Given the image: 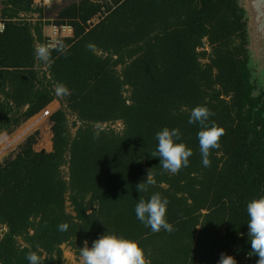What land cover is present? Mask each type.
Here are the masks:
<instances>
[{"label": "trees", "instance_id": "16d2710c", "mask_svg": "<svg viewBox=\"0 0 264 264\" xmlns=\"http://www.w3.org/2000/svg\"><path fill=\"white\" fill-rule=\"evenodd\" d=\"M34 1L0 0V133L60 108L48 119L51 152L34 149L36 131L0 163V264H28L30 251L64 264L63 245L80 259L83 242L107 230L138 239L149 264H217L221 253L256 264L246 205L264 194V104L238 0H62L52 21ZM52 26L71 29L55 48ZM40 46L46 61L34 55ZM198 105L224 130L208 167L200 125L188 123ZM163 127L178 128L193 152L176 174L151 156ZM149 170L153 183L138 193ZM154 192L169 201L171 232L135 217Z\"/></svg>", "mask_w": 264, "mask_h": 264}, {"label": "clouds", "instance_id": "9594fccd", "mask_svg": "<svg viewBox=\"0 0 264 264\" xmlns=\"http://www.w3.org/2000/svg\"><path fill=\"white\" fill-rule=\"evenodd\" d=\"M34 55L41 61L49 58V51L45 46L34 50ZM57 94H67L64 85L56 88ZM210 110L203 105L194 107L189 115L188 123H197L200 130L197 132L201 164L204 167L210 166V151L219 147L220 137L223 128L214 122H209ZM157 141L155 152L152 157L159 158V166L171 174H176L181 168L188 167L193 152L181 140L178 128L163 127L155 134ZM151 170V169H150ZM147 178L135 185L138 193L147 192V185L153 183ZM169 201L159 192L152 193L147 200L140 198L135 204L134 213L138 221L153 233L173 231L172 225L167 220V206ZM247 213V237L250 250L249 257H256V264H264V194L251 199L246 205ZM68 229L66 223L58 225V230L64 232ZM240 235H243L241 233ZM80 264H149L146 251L138 239L128 238L115 232L106 231L97 239L91 242L85 240L79 251ZM25 259L28 264H41L40 257L36 252L30 251ZM217 264H238L234 255L221 253Z\"/></svg>", "mask_w": 264, "mask_h": 264}, {"label": "rangeland", "instance_id": "374dc122", "mask_svg": "<svg viewBox=\"0 0 264 264\" xmlns=\"http://www.w3.org/2000/svg\"><path fill=\"white\" fill-rule=\"evenodd\" d=\"M35 4H37L38 6H45V4H47V2L49 4H52V8L46 10L47 12L45 13V19H49L50 21L53 20V17L56 16L57 14V9L53 8L55 7V5L57 4V0H35L34 1ZM65 35L66 36H71V31L69 32L67 29L64 30ZM47 33L51 32L50 30H46ZM63 33V34H64ZM208 50V49H207ZM120 71V68H119ZM256 69L252 68L251 69V78L253 83H256L259 85L260 88H264V79L263 81H260V79L258 78L257 74H256ZM258 92H256L255 94H257ZM60 108V104L58 102L55 101V103H53L52 105H49L48 109H46L47 113H49V116H45L44 114V119L39 121H36L35 123V127H32L33 125H31L30 129L26 128V133L24 134L23 130H22V134L23 136H21L22 134L19 133V129L25 125H28L31 123V121L33 120H29L27 121L24 125H22L20 128H18L15 133H13L12 135H7L6 133H0V138H2L4 135L8 136V139L11 140V147H9L8 149L4 150L3 148H1L0 145V163L7 157L9 156V154H11L12 152H14L18 146L31 134H33L34 132L38 131L39 132V138H38V143L34 146V149L38 152L40 151H45L47 153L52 151V148L50 146V144H52V132H51V127H50V123L48 121L49 117L51 116V114H53L54 112H56L58 109ZM45 113V112H44ZM37 119V118H36ZM35 119V120H36ZM71 122H74V118H70ZM114 129L116 130H121L122 126L121 124H116L115 126H113ZM18 132V133H17ZM72 134H74L76 132V128H72ZM18 134V135H17ZM20 136V137H19ZM53 146V145H52ZM64 174L67 176V169L64 170ZM68 212H71V209L69 207V204L67 203ZM5 229H3L1 232H4ZM62 251H63V258L65 260L64 264H80V259H77L75 256V253L73 252V250L66 245H63L61 247Z\"/></svg>", "mask_w": 264, "mask_h": 264}, {"label": "water", "instance_id": "95a60500", "mask_svg": "<svg viewBox=\"0 0 264 264\" xmlns=\"http://www.w3.org/2000/svg\"><path fill=\"white\" fill-rule=\"evenodd\" d=\"M61 5L62 0H57ZM239 7L244 11L243 20L246 22L247 50L249 56L248 68L256 69L260 81L264 79V0H238ZM52 8L45 4L44 9ZM57 15V14H56ZM252 81V79H251Z\"/></svg>", "mask_w": 264, "mask_h": 264}, {"label": "built area", "instance_id": "2783aa9c", "mask_svg": "<svg viewBox=\"0 0 264 264\" xmlns=\"http://www.w3.org/2000/svg\"><path fill=\"white\" fill-rule=\"evenodd\" d=\"M4 29V25L0 22V33L3 31ZM68 30L69 32L71 31L70 28H63L62 31H59L56 27L52 26L51 27V32H50V41H49V47L50 48H55L56 45L58 44V39L60 37L66 36L65 35V31L64 30ZM64 33V34H63ZM45 116H49V113H47V111H44Z\"/></svg>", "mask_w": 264, "mask_h": 264}, {"label": "crops", "instance_id": "0c3cea01", "mask_svg": "<svg viewBox=\"0 0 264 264\" xmlns=\"http://www.w3.org/2000/svg\"><path fill=\"white\" fill-rule=\"evenodd\" d=\"M46 11V10H45ZM53 103H55V102H53ZM52 103V104H53ZM51 104V105H52ZM49 107V106H48ZM48 107L46 108V109H48ZM46 109L44 110V111H46ZM44 111H42L41 113H39L37 116H35V117H33L32 119H30V120H33V121H31V122H33V123H31V124H29L28 125V122H27V125H25V126H23V127H21L20 129H19V133H21L22 134V130H23V132H24V134L26 133V128L27 129H30L31 128V125H33L32 127H35V123H34V121H35V119L37 118L38 120L37 121H41V120H43L44 119ZM51 127V126H50ZM18 133V132H17ZM18 135V134H17ZM5 136H7V135H5ZM21 136H23V134L21 135ZM8 137V136H7ZM20 137V136H19ZM51 148H52V144H51Z\"/></svg>", "mask_w": 264, "mask_h": 264}, {"label": "bare ground", "instance_id": "6f19581e", "mask_svg": "<svg viewBox=\"0 0 264 264\" xmlns=\"http://www.w3.org/2000/svg\"><path fill=\"white\" fill-rule=\"evenodd\" d=\"M37 120L38 119H36L34 121V123H36ZM31 123H33V122H31ZM0 145H1V148H3L4 150H6L9 147H11L12 143H11V140H9L8 137L4 135L2 138H0Z\"/></svg>", "mask_w": 264, "mask_h": 264}, {"label": "flooded vegetation", "instance_id": "af4514ba", "mask_svg": "<svg viewBox=\"0 0 264 264\" xmlns=\"http://www.w3.org/2000/svg\"><path fill=\"white\" fill-rule=\"evenodd\" d=\"M54 8V7H53ZM47 11H45V13H46ZM252 79V78H251ZM252 83H253V81H252ZM254 84V86H255V89H254V95L255 96H261V95H263V99L261 100V106L264 104V88H260L259 87V85L258 84H256V83H253ZM256 92H258L257 94H255Z\"/></svg>", "mask_w": 264, "mask_h": 264}]
</instances>
